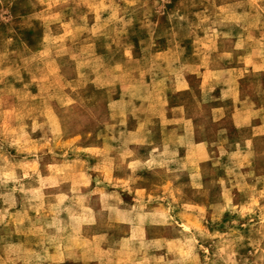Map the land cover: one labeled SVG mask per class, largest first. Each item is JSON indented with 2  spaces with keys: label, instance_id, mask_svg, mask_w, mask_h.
I'll return each mask as SVG.
<instances>
[{
  "label": "rangeland",
  "instance_id": "obj_1",
  "mask_svg": "<svg viewBox=\"0 0 264 264\" xmlns=\"http://www.w3.org/2000/svg\"><path fill=\"white\" fill-rule=\"evenodd\" d=\"M0 264H264V0H0Z\"/></svg>",
  "mask_w": 264,
  "mask_h": 264
}]
</instances>
